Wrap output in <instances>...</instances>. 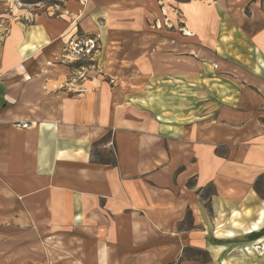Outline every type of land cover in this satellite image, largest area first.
<instances>
[{"label":"crops","instance_id":"0c3cea01","mask_svg":"<svg viewBox=\"0 0 264 264\" xmlns=\"http://www.w3.org/2000/svg\"><path fill=\"white\" fill-rule=\"evenodd\" d=\"M11 26L0 33V264H163L169 258L196 264L182 259L188 246L207 249L212 263L223 258V245L207 239L210 214L227 213L219 208L223 200L225 205L245 203L254 215L262 209L251 187L264 174L261 115L238 127L237 135L250 141L248 152L221 160L216 177L223 191L208 209L188 182L201 174L200 161L206 158L195 159V149L202 147L208 156L218 143L211 132L189 133L183 141L180 134L171 137L157 121L158 113L140 107L131 114L130 103H119L117 89L107 88L101 78L70 93L64 89L69 70L58 62L67 24L45 20L34 30L19 22ZM257 37L240 40L239 56L246 63L231 66L244 74L243 93L264 110V67L257 72V65H247L253 49L256 59L263 52L264 37ZM122 65L109 68L116 71ZM126 83L133 87V78ZM224 92L222 98H229V90ZM228 136L226 128L219 142ZM96 148H113L114 164L95 161ZM246 157H251L250 165ZM187 213L194 219L192 230L201 235L180 232ZM162 231L178 234L166 243L158 238Z\"/></svg>","mask_w":264,"mask_h":264},{"label":"rangeland","instance_id":"374dc122","mask_svg":"<svg viewBox=\"0 0 264 264\" xmlns=\"http://www.w3.org/2000/svg\"><path fill=\"white\" fill-rule=\"evenodd\" d=\"M45 20L67 24V33L60 38L62 56L58 61L69 70V85L64 89L70 93L83 90L79 88L82 83L101 78L107 88L117 89L119 103H130L126 108L131 114L140 107L148 108L153 116L158 113L157 121L165 125L171 137L180 134L183 141L186 134L200 135L206 128L213 140L217 138L208 156L202 147L195 149V159L206 158L205 162L198 160L201 174L188 182L204 206L211 209L212 201L223 191L224 184L216 177L221 160L233 161L248 152L250 141L237 135L238 127L251 125L254 115H261L260 122L264 123L260 113L264 110L256 109L243 93L244 74L241 76L235 66L246 63L241 58L245 56H239L240 40L251 34L264 37V0H0V33L10 30L15 22L34 30ZM262 51L259 53L264 57V48ZM251 54L247 65H257L255 70L260 72L262 57L258 54V60L254 58V49ZM110 64L123 65L114 71ZM131 78L133 87L126 83ZM142 78L144 83L134 81ZM204 86L212 91L210 95ZM226 88L230 97L222 98ZM226 128L229 136L222 145L218 136ZM252 136L251 132L248 138ZM115 157L113 148L94 150L95 161L114 164ZM250 158L244 159L247 165ZM251 187L262 204L259 213L254 215L245 203L225 205L224 200L219 208L227 213L209 212L212 225L207 239L223 245V258L212 263L207 249L188 246L182 259L195 260L196 264H264V174ZM230 205L234 210L228 208ZM244 219L255 221L247 223ZM193 220L187 213L179 225L180 232L201 235L192 230ZM160 233L159 240L166 243L178 234ZM140 234L147 239L150 233ZM171 260L163 264H177ZM68 264L76 263L69 260Z\"/></svg>","mask_w":264,"mask_h":264}]
</instances>
